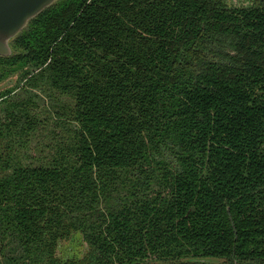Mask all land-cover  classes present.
<instances>
[{
    "label": "trees",
    "instance_id": "16d2710c",
    "mask_svg": "<svg viewBox=\"0 0 264 264\" xmlns=\"http://www.w3.org/2000/svg\"><path fill=\"white\" fill-rule=\"evenodd\" d=\"M10 44L0 264H264V0H54Z\"/></svg>",
    "mask_w": 264,
    "mask_h": 264
},
{
    "label": "water",
    "instance_id": "95a60500",
    "mask_svg": "<svg viewBox=\"0 0 264 264\" xmlns=\"http://www.w3.org/2000/svg\"><path fill=\"white\" fill-rule=\"evenodd\" d=\"M54 0H0V55L12 53L10 39L26 24V22L40 12ZM238 5V4H236ZM185 261H196L203 264H218L217 257H192Z\"/></svg>",
    "mask_w": 264,
    "mask_h": 264
},
{
    "label": "flooded vegetation",
    "instance_id": "af4514ba",
    "mask_svg": "<svg viewBox=\"0 0 264 264\" xmlns=\"http://www.w3.org/2000/svg\"><path fill=\"white\" fill-rule=\"evenodd\" d=\"M68 239L58 242L56 247V255L62 259L70 257L71 255L79 256L84 248L78 232H72L68 237ZM168 264H175V263L171 262ZM176 264H203V263L196 261L194 262L183 261ZM210 264H214V263H210ZM218 264H230V263H227V261L225 262V260H221V262H219ZM231 264H235V262L233 261Z\"/></svg>",
    "mask_w": 264,
    "mask_h": 264
},
{
    "label": "rangeland",
    "instance_id": "374dc122",
    "mask_svg": "<svg viewBox=\"0 0 264 264\" xmlns=\"http://www.w3.org/2000/svg\"><path fill=\"white\" fill-rule=\"evenodd\" d=\"M225 1L228 3H233V4L246 5V4H249L251 0H225ZM13 79H14V77H10V78L4 80L2 83H0V87H2L4 84H10L13 81ZM18 91H19V88H16L14 90V92H18ZM68 240H71V239H68ZM82 243H83V241H82Z\"/></svg>",
    "mask_w": 264,
    "mask_h": 264
}]
</instances>
